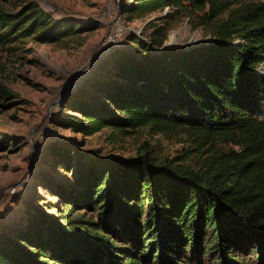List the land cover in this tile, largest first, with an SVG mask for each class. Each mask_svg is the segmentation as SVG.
<instances>
[{"label": "trees", "instance_id": "trees-1", "mask_svg": "<svg viewBox=\"0 0 264 264\" xmlns=\"http://www.w3.org/2000/svg\"><path fill=\"white\" fill-rule=\"evenodd\" d=\"M165 8L158 19L166 22L150 35L119 37L95 68L91 99L62 110L86 136L145 127L182 140V161L148 144L113 164L88 157L64 220L37 208L1 231L0 264H264V0H122L119 12L132 21ZM172 13L209 41L166 47ZM95 27L35 2L0 7V46L58 43ZM50 152L63 167L72 163L69 148ZM83 209L97 219L72 214Z\"/></svg>", "mask_w": 264, "mask_h": 264}, {"label": "rangeland", "instance_id": "rangeland-1", "mask_svg": "<svg viewBox=\"0 0 264 264\" xmlns=\"http://www.w3.org/2000/svg\"><path fill=\"white\" fill-rule=\"evenodd\" d=\"M29 2L54 18L92 22L96 27L58 43H37L29 37L0 46V86L8 90L0 95V142L4 145L0 149V232L21 226L37 208L63 221L62 214L71 208L69 193L74 194L75 178L88 157L113 164L133 159L148 144L155 155L178 157L181 162L187 147L182 140L152 134L145 127L128 134L104 128L86 136L64 123V112L72 113L62 110L76 97L91 99L88 84L95 75L100 77L97 66L119 37L150 35L154 26L166 22L158 18L170 9L129 21L115 10L105 12L113 0H0V7L17 12ZM172 15L175 22L167 43L183 48L209 41L200 27L192 28L188 17ZM53 144L72 151L70 165L63 167L60 158L52 155ZM83 211L87 218L97 219V212L89 209L72 214ZM203 264L210 263L204 260Z\"/></svg>", "mask_w": 264, "mask_h": 264}, {"label": "built area", "instance_id": "built-area-1", "mask_svg": "<svg viewBox=\"0 0 264 264\" xmlns=\"http://www.w3.org/2000/svg\"><path fill=\"white\" fill-rule=\"evenodd\" d=\"M121 2H122V0H115V2H114V0H113V2H112V4H109V5H107L106 7H105V12H107V13H111L112 11H116V12H119V7H120V4H121ZM110 48H112V47H110ZM110 48H108V50L110 49ZM107 50V51H108Z\"/></svg>", "mask_w": 264, "mask_h": 264}, {"label": "water", "instance_id": "water-1", "mask_svg": "<svg viewBox=\"0 0 264 264\" xmlns=\"http://www.w3.org/2000/svg\"><path fill=\"white\" fill-rule=\"evenodd\" d=\"M114 2H115V0H114ZM195 45H197V43ZM165 46L166 47H171V48H176V47H173V46L169 45L167 42L165 43ZM187 47H188V45L184 46V48H187Z\"/></svg>", "mask_w": 264, "mask_h": 264}, {"label": "bare ground", "instance_id": "bare-ground-1", "mask_svg": "<svg viewBox=\"0 0 264 264\" xmlns=\"http://www.w3.org/2000/svg\"><path fill=\"white\" fill-rule=\"evenodd\" d=\"M169 45H171V46H173V47H175L174 45H172V44H170V43H168Z\"/></svg>", "mask_w": 264, "mask_h": 264}]
</instances>
